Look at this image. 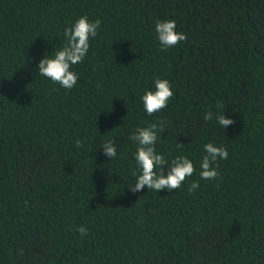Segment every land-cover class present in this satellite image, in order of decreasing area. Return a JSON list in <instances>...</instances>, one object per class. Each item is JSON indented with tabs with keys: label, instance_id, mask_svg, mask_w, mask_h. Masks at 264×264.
<instances>
[{
	"label": "trees",
	"instance_id": "1",
	"mask_svg": "<svg viewBox=\"0 0 264 264\" xmlns=\"http://www.w3.org/2000/svg\"><path fill=\"white\" fill-rule=\"evenodd\" d=\"M82 16L101 25L65 89L36 66ZM158 20L186 40L161 51ZM157 77L173 96L148 115ZM158 121L156 152L195 171L133 193L129 137ZM207 143L229 154L214 180ZM0 264H264V0H0Z\"/></svg>",
	"mask_w": 264,
	"mask_h": 264
},
{
	"label": "clouds",
	"instance_id": "2",
	"mask_svg": "<svg viewBox=\"0 0 264 264\" xmlns=\"http://www.w3.org/2000/svg\"><path fill=\"white\" fill-rule=\"evenodd\" d=\"M100 25L99 19L90 22L87 16H82L72 26L66 28L64 31L66 42L63 46L54 50L51 55L45 53L43 59L37 64L39 75L50 79L53 83L60 84L65 89H72L78 79L77 74L71 70L72 66L84 60L89 51V41L97 36ZM176 27L175 20H158L156 22L155 30L161 44V51H166L186 40V35L177 32ZM154 84L155 90L146 91L141 97L144 110L148 115H153L166 108L168 100L173 96L168 80L157 77ZM204 119L205 121L213 119L211 110L204 115ZM215 119L224 129L235 123L232 119H226L224 114L217 115ZM165 123V121H158L147 127H139L129 137L137 144L134 159L139 170L134 186L129 188L133 193L140 192L145 186L157 192L162 190L171 192L180 188L186 178L191 177L195 171L192 161L185 156H177L168 161L156 152L157 131L163 132ZM157 124L160 125L159 128ZM81 146L82 141L77 140L76 147ZM101 148L109 160L116 157L117 150L113 141L104 142ZM204 150L206 155L202 157L200 163V177L204 180L217 179L219 172L212 165L218 158L227 159L228 151L223 147L214 146L213 143L205 144ZM165 165H168L167 172H165ZM156 168H160L159 174L155 171ZM198 187L199 182H193L189 187V192H194ZM77 231L81 237L88 235V230L83 226H80ZM21 254H23V250H21Z\"/></svg>",
	"mask_w": 264,
	"mask_h": 264
}]
</instances>
